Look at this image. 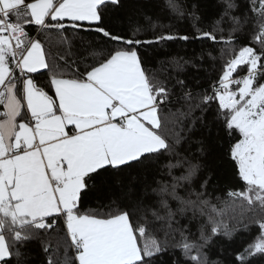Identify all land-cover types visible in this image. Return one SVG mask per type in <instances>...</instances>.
Listing matches in <instances>:
<instances>
[{"label": "snow or ice", "instance_id": "snow-or-ice-1", "mask_svg": "<svg viewBox=\"0 0 264 264\" xmlns=\"http://www.w3.org/2000/svg\"><path fill=\"white\" fill-rule=\"evenodd\" d=\"M109 4L121 6V0H0V264L13 257L20 264V248L33 240L48 252L61 224L64 237L56 233L48 264H59L54 256L61 247L64 264H162L177 250L183 264H221L209 251L250 225L258 226L259 235L235 261L262 264L264 0H220L210 30L196 27L193 11L194 36L161 31L152 40L139 39V28L130 37L108 30ZM166 6L185 16L176 0ZM28 24L58 33L94 31L121 46L90 53L95 62L88 63L61 35L69 50L53 63L40 39L12 37ZM247 27L256 47L237 49V36ZM193 39L221 44L222 58L229 57L210 90L193 91L171 72L159 79L137 50ZM172 63L179 73L189 61ZM41 70L50 73L42 86L35 80ZM214 126L234 141L229 156L244 185L228 192L223 207L206 198L211 176L190 151L195 142L203 156L204 141L193 136ZM106 177L113 199L104 211L83 210V197ZM132 180L144 188L139 196ZM181 219L198 222V234L176 227Z\"/></svg>", "mask_w": 264, "mask_h": 264}, {"label": "trees", "instance_id": "trees-1", "mask_svg": "<svg viewBox=\"0 0 264 264\" xmlns=\"http://www.w3.org/2000/svg\"><path fill=\"white\" fill-rule=\"evenodd\" d=\"M176 3L181 6L185 12L183 18L174 14L167 6L166 0H121V6H113L109 4L106 9L105 27L112 33L130 37L135 28L140 29L138 36L141 40H152L154 35L161 31H171L180 35H195L193 27V19L190 13L195 11L199 20L195 22L196 27L210 30L214 22L219 19L221 12L220 0H176ZM237 3L244 5L247 0H237ZM195 5V9H193ZM239 15V12L236 13ZM155 25V29L153 28ZM224 28L225 35L228 31V24L221 25ZM87 27V24H85ZM28 33H35L39 28L32 24L24 26ZM251 27L244 29L243 33L237 36V49L240 46H253L251 42ZM61 35H66L71 41V51L78 57H88V63H94L90 53L99 54L101 50L107 51L112 47L121 45L116 42H109L101 34L94 31H78L74 33L69 30L67 33H58L55 30H40L39 37L44 44L49 61L55 63L60 55L65 54L69 50L68 43L61 41ZM221 44H213L209 40H173L167 42L153 43L150 45H141L138 47V53L142 59L143 66L151 73L158 74L159 79H165L169 72L173 76L184 79L190 89L193 91H203L211 88V85L218 80L222 72V65L228 56L222 58ZM183 58L189 63L183 65V70L177 71L172 61ZM62 64L63 61H60ZM239 71V70H238ZM42 74L35 75V80L38 85L42 86L47 83L50 73L47 70H41ZM246 74L240 72V75ZM209 113V120H211ZM203 140L205 152L201 156L200 145L195 142L191 145V154L196 157L205 167L202 169L205 176H211L209 187L207 189L208 196L213 204L223 207V201L228 199L230 190H239L244 185L238 176V170L235 162L230 159L229 137L219 131L218 126L212 127L211 132L204 130L203 133L197 132L193 136V141ZM188 148L189 145H184ZM135 177L136 173L133 172ZM150 179V178H149ZM110 178L106 177L103 182L97 185V189L90 191L81 201V208L85 211L100 210L104 211L106 205L113 199L111 191L108 189ZM126 183H128L126 179ZM131 187L135 195L139 196L144 188L140 181L132 180ZM119 195V193L117 194ZM239 219V212H236ZM179 219V218H178ZM225 222L228 221L227 216ZM233 226L234 223H233ZM63 224L56 229L52 235V243L49 246L48 252L44 251V245L41 240H33L20 248L23 253L20 258V264H48L49 256L53 255V250L56 248V233H59L61 239L64 237ZM176 227H189L195 235L197 233L198 222L189 225L186 219H181L180 224ZM259 235V228L256 225H250L248 231H240L237 233L232 242L219 240L217 244L209 251L211 260H218L221 264H236L235 255L243 250L247 243L251 242ZM179 239L177 235V240ZM72 253H68L71 258ZM54 259L59 261V264H64L65 254L64 248L61 247L55 253ZM183 264V257L179 250L175 254H166L163 257L162 264ZM11 264H17V259L13 257ZM264 264V262H262Z\"/></svg>", "mask_w": 264, "mask_h": 264}, {"label": "built area", "instance_id": "built-area-1", "mask_svg": "<svg viewBox=\"0 0 264 264\" xmlns=\"http://www.w3.org/2000/svg\"><path fill=\"white\" fill-rule=\"evenodd\" d=\"M40 30H41V28L39 30H37L35 33H28L26 31H24V32H12L11 35L13 38H15L16 36H25V34H27L32 39H37V38L40 39V37H39Z\"/></svg>", "mask_w": 264, "mask_h": 264}, {"label": "crops", "instance_id": "crops-1", "mask_svg": "<svg viewBox=\"0 0 264 264\" xmlns=\"http://www.w3.org/2000/svg\"><path fill=\"white\" fill-rule=\"evenodd\" d=\"M33 25V24H32ZM34 26H36V25H34ZM39 29H40V27L39 26H37ZM38 29V30H39ZM43 44V43H42ZM44 45V44H43ZM44 48H45V46H44ZM45 52H46V48H45ZM46 54H47V52H46ZM0 110H2V107H0Z\"/></svg>", "mask_w": 264, "mask_h": 264}]
</instances>
